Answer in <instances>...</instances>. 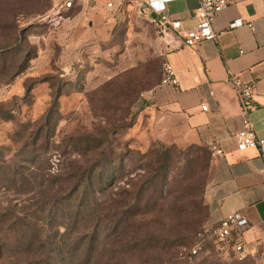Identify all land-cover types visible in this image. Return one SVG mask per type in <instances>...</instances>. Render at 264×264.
Instances as JSON below:
<instances>
[{
    "label": "rangeland",
    "instance_id": "374dc122",
    "mask_svg": "<svg viewBox=\"0 0 264 264\" xmlns=\"http://www.w3.org/2000/svg\"><path fill=\"white\" fill-rule=\"evenodd\" d=\"M114 4L53 25V0H0V264H231L181 258L208 219L207 152L152 133L139 104L159 35L134 0ZM98 163L105 189L83 197Z\"/></svg>",
    "mask_w": 264,
    "mask_h": 264
},
{
    "label": "crops",
    "instance_id": "0c3cea01",
    "mask_svg": "<svg viewBox=\"0 0 264 264\" xmlns=\"http://www.w3.org/2000/svg\"><path fill=\"white\" fill-rule=\"evenodd\" d=\"M196 5V0H171L164 14L184 31L196 25ZM76 8L84 16L88 13L89 25L104 20L100 2L94 8ZM237 18L244 24L229 27ZM212 27L216 37L195 46L167 51L159 41L162 59L172 65L178 85L155 84L139 110L150 115L148 125L164 144L207 150L209 142H216L222 148V156L210 158L205 224L212 226L229 212H242L249 222L245 256L253 264H264V161L258 149L236 147L235 133L243 127L244 115L229 82L237 74L253 84L249 117L254 133L264 137V0H236L215 16Z\"/></svg>",
    "mask_w": 264,
    "mask_h": 264
},
{
    "label": "built area",
    "instance_id": "2783aa9c",
    "mask_svg": "<svg viewBox=\"0 0 264 264\" xmlns=\"http://www.w3.org/2000/svg\"><path fill=\"white\" fill-rule=\"evenodd\" d=\"M54 7L45 14L42 20L53 25L59 24L66 18H69L68 12L76 6L89 4L90 2L103 3L108 9H114V0H53ZM138 4L139 12L144 15L155 25L159 41L165 50L173 51L184 46H195L203 40H212L216 37L212 23L215 16L227 5L234 3L236 0H196L195 16L196 25L192 28L182 31L179 22H172L164 14L166 3L171 0H134ZM65 14V16H64ZM242 19L237 18L230 23L229 27L243 25ZM249 26V25H248ZM164 50L159 54L163 57ZM229 82L238 97L244 115L243 127L235 133L237 140L236 147L243 151L248 148L259 150L264 161V137L257 136L252 127L249 117L250 112L254 109L253 94L254 87L243 80L239 75H233ZM159 84L178 85L174 69L169 61L162 59L161 79ZM202 110L207 106L202 105ZM207 150L210 158L222 156L223 150L216 142H209ZM249 227L247 217L240 211L227 213L217 224L209 226L203 224L196 234V241L187 250L189 256L199 254L206 243L211 244L219 254L225 257L234 258L238 261L243 260L245 256L244 233Z\"/></svg>",
    "mask_w": 264,
    "mask_h": 264
},
{
    "label": "trees",
    "instance_id": "16d2710c",
    "mask_svg": "<svg viewBox=\"0 0 264 264\" xmlns=\"http://www.w3.org/2000/svg\"><path fill=\"white\" fill-rule=\"evenodd\" d=\"M73 9H70L69 12H71ZM68 12V14H69ZM161 79V69H160V77H157V80L155 83L152 84V87L159 83ZM199 147V146H198ZM200 148H203V147H200ZM204 149V148H203ZM207 152V158H208V163L210 164V156L208 154V150H206ZM161 167V166H160ZM159 167V169H160ZM99 169V170H98ZM99 171V172H96V171ZM89 173L86 175V176H83L81 177L80 179H78L76 182H75V186L77 188V190H81L82 194H83V197H85L86 195L87 196H90V195H93L97 190H101L103 191L105 189V185H106V182H105V172H104V166L100 163H98L97 165H93L91 168H89L87 170ZM86 171V172H87ZM152 184V183H150ZM151 186H146L141 192L140 194L136 197L137 201L135 203V205L133 206V208H135V212L138 211V208H137V205L139 204V201H141V199H143L145 193L150 189ZM202 227V226H201ZM200 227V228H201ZM199 228V230H200ZM197 230L193 236H192V239H191V243L193 241V243L196 241V234L197 232L199 231ZM184 231V229L182 230ZM192 243V245H193ZM191 245V246H192ZM214 247L209 244V243H206V245H204V248L202 249V251L197 254L196 256H189L188 254L185 255L184 257H181L183 260H196V259H202L203 261L207 260L208 257H211L212 253H214ZM207 251H210V253H206ZM1 253H2V249H1V246H0V256H1ZM215 254V253H214ZM213 256H216L215 258L218 259V258H221L220 256L218 255H213ZM223 259V258H221ZM225 259V258H224ZM246 261H250L249 259H247V257H245L243 260L241 261H238L234 258H231V264H243L244 262ZM187 262V261H186ZM252 262V261H250ZM253 263V262H252ZM173 264H178V263H173Z\"/></svg>",
    "mask_w": 264,
    "mask_h": 264
}]
</instances>
